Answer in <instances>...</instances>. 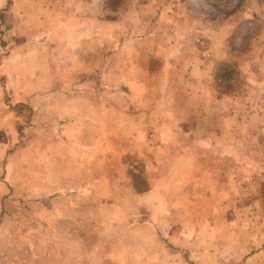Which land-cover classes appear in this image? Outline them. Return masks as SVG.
I'll return each instance as SVG.
<instances>
[{
    "label": "rangeland",
    "instance_id": "374dc122",
    "mask_svg": "<svg viewBox=\"0 0 264 264\" xmlns=\"http://www.w3.org/2000/svg\"><path fill=\"white\" fill-rule=\"evenodd\" d=\"M0 264H264V0H0Z\"/></svg>",
    "mask_w": 264,
    "mask_h": 264
},
{
    "label": "crops",
    "instance_id": "0c3cea01",
    "mask_svg": "<svg viewBox=\"0 0 264 264\" xmlns=\"http://www.w3.org/2000/svg\"><path fill=\"white\" fill-rule=\"evenodd\" d=\"M83 151H88L89 149L87 148V147H83V148H81ZM84 167H88L87 166V164L86 165H84ZM82 172H83V170H82ZM86 174H87V172H86ZM91 176H92V173L91 174H89V177L91 178ZM77 179H88V177H84L83 175H77ZM79 191H80V193L81 194H83V195H85V196H87L88 194H91V192L89 191V188L87 187V185L85 186V187H80V189H79Z\"/></svg>",
    "mask_w": 264,
    "mask_h": 264
},
{
    "label": "trees",
    "instance_id": "16d2710c",
    "mask_svg": "<svg viewBox=\"0 0 264 264\" xmlns=\"http://www.w3.org/2000/svg\"><path fill=\"white\" fill-rule=\"evenodd\" d=\"M228 65V64H227ZM223 67L222 63H218L216 66H215V69L213 70V80H218L220 78V70L219 68ZM231 75V74H230Z\"/></svg>",
    "mask_w": 264,
    "mask_h": 264
}]
</instances>
